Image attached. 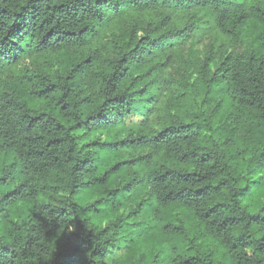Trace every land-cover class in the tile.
I'll list each match as a JSON object with an SVG mask.
<instances>
[{
	"label": "trees",
	"instance_id": "obj_1",
	"mask_svg": "<svg viewBox=\"0 0 264 264\" xmlns=\"http://www.w3.org/2000/svg\"><path fill=\"white\" fill-rule=\"evenodd\" d=\"M250 3L255 12L252 16L241 13L236 0H125L123 5L117 6L123 10L115 11L103 25L112 24L117 18L126 17L131 12L155 11L159 6L174 10L196 4L200 10L209 12L211 16L215 15V29L220 38L208 48L201 65L200 79L206 84L207 90L219 98V105L229 114L248 116L260 128L262 138L254 151L248 154L229 136H223L213 129L203 113H197V110H190V113L186 110H172L173 107L182 108L179 102L168 106V110H165L168 116L160 115V106H163L162 89L157 85L154 95L149 97L153 104L149 118L155 116L163 122L165 119L170 121L175 116L186 133L181 143L190 140L195 145L192 154L184 153L177 158L163 143L158 144L154 152L144 153L142 149L146 145L143 141L139 138L122 137L118 131L119 125L105 119L101 113H96V118L91 120L85 116L75 124H66L65 104L61 102L62 98H54V93L59 89L48 84L35 90L31 87L35 79L43 82L47 78V72L33 75L16 73L15 39L37 20L44 9L49 13L44 18L49 24L57 22L60 16H65L73 20L81 35L85 32L94 33L90 47L101 38L103 29L92 26L91 14H80L76 10L69 15L65 5L44 3L43 0H0V30L4 31L3 48L0 49V56H3V61L0 62V96L6 98L7 106L26 110V115L22 117L26 130L43 126L50 128L52 132H58L67 127L76 134L71 138L54 135L45 144L46 149L53 150L61 149L66 144V157L63 151L61 155L50 152L46 159L43 158V150H36L35 156L27 154L30 161H40L39 164L29 165L33 173L46 172V179L49 181L44 190L35 193L36 200L39 202L43 199L49 206L59 204L63 190L56 183L57 174L70 165L72 172L79 177L77 190L72 192L73 201L87 202L92 222L106 225L110 232L115 233V242H109L102 253H91L93 261H99L100 264H120L122 260L124 263L127 258L124 255L128 254L130 248L137 246V241L143 236V241L149 243L150 248L157 246L159 253L154 254L150 250L151 260H140L137 264H240L239 259L233 255L236 245L226 248L219 243L221 229L218 224L211 222V218L222 212L228 221L227 228H234L240 223L238 218L228 215V209L223 207L222 193L226 190V184L222 177L227 175L229 169L243 171L255 177L251 184L245 183L241 189L242 202L248 203L249 207L264 208V180L259 179L261 169L256 167L251 172L248 169L253 155L257 165L264 163V0H250ZM160 24L161 21L155 22L140 37L130 30L121 40L112 41L109 55L100 63L95 50L81 58L78 53L60 48L49 57V49L42 48L41 56L49 62L58 58L61 63L82 59L101 79L107 76L116 84L126 81L129 87L144 94L149 90L148 86L154 83L153 76L160 74L165 66L162 58L167 60L183 38L199 30L196 19H187L180 26H171L162 31L158 29ZM228 24L232 27H227ZM236 28L240 31L234 34L233 29ZM47 34L46 32L45 35ZM228 37L232 39L229 40ZM225 42L236 48L244 45V48L229 52ZM9 72H13L15 79L6 81L5 77ZM5 136L8 139L0 144V163L3 162L6 151L7 159L15 163L14 156H19V153L13 147L14 141L7 132ZM122 149L141 153L131 160L122 159L118 156V151ZM128 164L134 166L137 170L135 173L142 174V177L137 178L133 173L124 184H120L119 180ZM197 166H206L207 171L203 174L193 173L191 168ZM25 176L24 170L0 176V239H8L15 234L21 237L28 235L26 249L20 253L23 257L20 264H89L84 251L91 245L81 237L82 223L74 218L77 231L73 233H60L55 223L49 227V222L34 211L32 194L23 192L27 187ZM111 183H115L116 188L104 191L103 188ZM139 190L145 192L137 206L144 204L148 208L152 219L149 226L143 225L141 230L137 228L129 233L120 229L121 224L117 225L121 216H116L107 224L102 223L112 216L113 211H118L125 197L138 196ZM197 201L209 205L207 213L193 208V203ZM174 211H177V216L172 215ZM184 218L193 220L199 228L200 241L194 242L193 238L188 237L182 226ZM60 219L62 223L70 217ZM247 226L249 231L257 230L260 235L257 251L264 253V215L253 214ZM4 252L9 253V249L5 248ZM11 259L15 264V256H11Z\"/></svg>",
	"mask_w": 264,
	"mask_h": 264
},
{
	"label": "clouds",
	"instance_id": "obj_2",
	"mask_svg": "<svg viewBox=\"0 0 264 264\" xmlns=\"http://www.w3.org/2000/svg\"><path fill=\"white\" fill-rule=\"evenodd\" d=\"M43 2L65 5L69 15L76 10H79L80 14H91L92 26L103 27L115 14V11L123 10L117 6L123 5L125 0H43ZM236 4L240 8V12L246 16L255 15L250 0H236ZM48 15L47 9H44L37 20L16 37L14 60L16 72H23L26 75L35 74L37 62L43 58L40 52L42 48L49 49V57L56 54V50L60 48L78 53L81 58L85 54H91L90 40L94 33L85 32L81 35V32L76 30L77 26L73 20L65 16H60L57 22L49 24L44 19ZM76 18H79L78 15ZM197 23L205 31L217 26L215 15L202 17ZM227 27H232V25L228 24ZM239 31V28L233 29L234 34ZM46 32L47 35H45ZM3 37L4 31L0 30V49L3 48ZM228 39L231 40L232 38L228 37ZM2 61L3 56H0V62ZM116 70H120L118 66H116ZM46 76L47 78L43 82L39 79L33 80L31 87L35 90L48 84L59 89L54 93V98H62L61 102L65 104L64 116L66 119L64 122L68 125L83 120L85 116L91 120L96 118V113H101L105 119L119 125L118 131L122 137L139 138L143 141L146 145L142 149L144 153L154 152L160 143L166 144L177 158L184 153L192 154L195 149V145L190 140L181 143L183 135L186 133L180 127V121L175 116L170 121L165 119L163 122L155 116L149 118L148 114L153 110V104L149 97L154 95V88L157 85L161 88L167 86L160 74L152 78L154 83L148 86L149 90L144 94H140L129 87L126 81L116 84L107 76L101 79L93 68L82 62V59H73L69 63H61L57 58L55 67H50ZM8 79H15L13 72H9L5 77L6 81ZM41 111L49 110L41 109ZM24 115H26L25 109L7 106L6 98L0 96V144H4L8 139L5 136V132H7L14 141L13 147L19 153V156H14L15 163H12L7 159V151L5 152L4 160L0 163V176H4L6 173L15 174L24 170L27 187L23 189V192L32 194V203L35 205L34 211L40 213L49 222V227L55 223L60 229V233L77 231L74 218H78L83 226L81 237L91 245L85 248L84 256L89 264H100L99 261L92 260L91 253L97 251L102 253L109 242H115V233L110 232L106 225H97L92 222L87 202L73 201L72 192L77 190L78 174L72 172L70 165L64 167L62 172L58 171L56 183L63 190L61 200L58 205L49 206L43 199L37 202L35 196L37 191H42L47 187L49 183L46 179L47 173L36 172L34 174L29 165L39 164L40 161H30L27 158V154L35 156L36 150L44 151V159L50 152L61 155V151H63L66 157V144L62 145L61 149L55 150L46 149L45 144L54 135L71 138L76 134L67 127L58 132H52L50 128L43 126L34 130H26L22 121ZM41 123L43 125V121ZM196 144H199V141H196ZM256 167L261 169L259 179L264 180V163L257 165L255 155H253L248 163L249 172ZM191 171L203 174L207 171V167H192ZM146 179L150 178L146 177ZM222 179L226 184V190L222 193L223 207L228 209V215L238 218L240 223L229 229L226 227L228 221L225 220L224 213L219 212L217 216L212 217L211 222L218 224L221 229L219 243L224 244L226 248L236 245L233 255L239 259L240 264H261L264 261V253L257 251L260 235L257 234V230L249 231L247 222L255 213L264 215V208L249 207L248 203H243L241 192L244 184H251V180L255 177L247 175L243 171L229 169L227 175ZM193 208L207 213L209 205L197 201L193 203ZM60 210H63L62 214ZM65 216L70 217V219H64L61 223L60 218ZM28 238V235L21 237L15 234L8 239H0V264H14L11 256H15V264H20L23 260L20 253L26 249L25 241ZM5 248L9 249V253L4 252ZM199 254L197 253V255Z\"/></svg>",
	"mask_w": 264,
	"mask_h": 264
},
{
	"label": "rangeland",
	"instance_id": "obj_3",
	"mask_svg": "<svg viewBox=\"0 0 264 264\" xmlns=\"http://www.w3.org/2000/svg\"><path fill=\"white\" fill-rule=\"evenodd\" d=\"M190 5L184 9L169 10L159 6L155 11L131 12L127 14V19L125 17L117 18L112 24H106L102 29L101 38L91 47L92 50L97 52L98 63L106 60L107 55H109L110 43L121 40L122 37L127 36L130 30L134 31L137 37H140L148 27H153L157 21H161L158 29L162 31L171 26H180L187 19H196L198 21L202 17L211 16L209 12L200 10L198 5ZM198 27L199 30L192 32L188 37L181 40L176 47V51L170 54L167 60H165V57L162 58V63L165 62V66L161 69L160 75H162L167 86L161 88L163 100L161 103L163 106H160L161 111L159 113L160 115L168 116V113L165 112V110H168V106H174V104L179 102L182 108L173 107L174 109L172 110H186L188 113H190V110H197V113H203L212 124L213 129L222 133L223 136H229L235 144H240L246 153H252L262 138L260 128L244 114L235 116L229 114L222 105H219V98L208 91L206 84L200 79L201 65L206 57L208 48L211 43L216 41L219 35L215 27L206 31L202 30L199 24ZM225 44L229 52L234 50L241 51L244 48V45L236 48L229 45L228 42H225ZM55 63L56 59L49 62L42 58L37 62L35 74L40 72L48 73L50 67H55ZM16 73L21 75L23 72ZM156 76L154 75L153 77ZM139 152H126L122 149L118 151V156L122 159L131 160L134 156L139 155ZM136 171L134 166L128 164L119 183L124 184L129 176ZM135 174L137 178L142 177V174ZM115 188V183H111L103 189L104 191H110ZM144 192L145 190H139L138 196L125 197L118 211H113L112 216L103 220L102 223L107 224L109 220L113 221L116 216H121V220L117 225L121 224L122 227L120 229L129 233L137 228L141 230L143 225L149 226L152 219L148 208L144 204L140 207L137 206V202L144 197ZM96 199L97 197L94 198V200ZM172 215L177 216V211L172 212ZM182 226L189 238H193L194 242L200 241L199 228L193 220L189 218L182 219ZM137 243V246L130 248L128 254L124 255L127 256L126 261L122 263L121 260L120 264H128V261L130 264H137L140 260L148 262L152 258L149 255L150 250L154 251V254L159 253L157 246L150 248L149 243L143 241V236H140Z\"/></svg>",
	"mask_w": 264,
	"mask_h": 264
}]
</instances>
